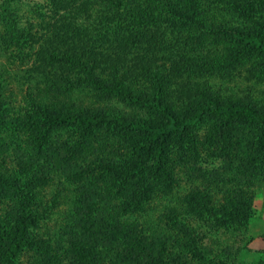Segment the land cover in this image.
<instances>
[{
    "label": "trees",
    "instance_id": "16d2710c",
    "mask_svg": "<svg viewBox=\"0 0 264 264\" xmlns=\"http://www.w3.org/2000/svg\"><path fill=\"white\" fill-rule=\"evenodd\" d=\"M241 72L264 76V0H0V264H24L30 252L29 264H57L62 242L47 224L67 183L71 210L92 194L89 213L106 216L116 240L88 243L67 214L58 228L76 264L213 263L204 234L245 224L251 201L190 191L180 202L174 159L205 151L221 164L216 149L227 155L245 124L258 153L227 165L264 169V107L241 98L245 83L232 77ZM191 83L205 86L186 104ZM78 92L103 103L84 106ZM113 197L124 215L116 224L104 206Z\"/></svg>",
    "mask_w": 264,
    "mask_h": 264
},
{
    "label": "rangeland",
    "instance_id": "374dc122",
    "mask_svg": "<svg viewBox=\"0 0 264 264\" xmlns=\"http://www.w3.org/2000/svg\"><path fill=\"white\" fill-rule=\"evenodd\" d=\"M259 21L263 22V19ZM243 75H245V72H241L240 75H236L235 73L232 74V77H236V79L237 77H240L242 83H245V85H241L242 87L240 86L242 89H244L243 87L247 88V90L244 89L243 92L240 91L242 92L240 93V95L242 96L241 98H243V100L246 102H251L253 104L259 105L260 107H264V76L262 81L260 82H256L254 81V79H251V81L248 82ZM228 78L230 80V77ZM193 83L190 84V89L191 92L193 91V95L192 97L185 98L186 104L197 103L199 101L197 93H200L199 91L202 90L205 86H203V83H199L197 86ZM78 93H82L83 95L81 97L83 100L81 104H83L84 106L87 105L89 108H94L96 104L103 103L101 102V100H95L94 97L86 96L87 94L85 95V93L83 92ZM181 100L184 99H179L176 102V107H180L182 106V104H184ZM207 128V124L201 125L199 129L201 135L208 130ZM256 133L257 132L255 129H252L245 124H238L237 126H235L234 138H232V146L228 148V154L223 155V152L218 148L215 151L216 160H218L219 157L224 160V162L221 164H219L218 162L213 163L211 161L212 159L209 157H200L199 154L204 155L205 151L194 155L190 153L188 154L189 156L180 159L178 155L175 154L176 158L174 160L176 162V165L174 166L176 168L174 170V177L176 178V186H174V191L172 190V192H174V197L181 199L179 200L180 202L182 201L184 194H187L190 191H200L203 194H207L208 196L212 197L214 202H216L215 204L223 203L226 196L229 195V197H233L235 192L244 194L245 197L250 199L252 204L251 217L245 224L240 226H236L235 224L232 229H222L217 234L208 232L204 234V238L202 240L205 244L209 245L208 249L212 252L210 257H213V253L216 255L215 258H213V263L211 264H215V262H218L217 264H264V173H262L264 172V169L260 171L256 170L255 172L250 171V173L247 174L246 172H237L235 167L234 171L232 168H229L230 166L227 165L229 162H231L232 166V162L240 159L244 160L247 157L249 158L251 156H255L256 153H258L256 152L252 143V140H254ZM258 155L264 158V152L261 151ZM204 157H206V155ZM9 163L12 164L10 161L7 164L9 165ZM235 174L238 176V179L236 180L234 176ZM102 181L103 182L98 180L97 182L99 183L95 184V188L99 192H101V188L103 186H108V184L111 183V180L109 178H107V180H105L104 178ZM71 188V184L67 183L65 185V201L60 206V209L56 211V213L58 212L59 214H55L53 216V219L49 220L47 224L49 233L53 235L55 240H59L63 243H60L61 245H58L55 248L57 257H59L57 264H76L75 257H72L71 254L68 253L69 251H65L70 247V244H64V240L70 237H68L67 234H61V231H59L58 228L64 217L66 222V218L68 217L67 214L69 213L70 216L68 218L72 219L69 224H73V226L76 227V234L82 236V238L88 243L96 241L100 244L105 243L104 245L110 247L113 246L116 241L111 236V232L107 230V224L102 223V219L104 217L106 218V216L100 217L102 215H100L101 212L99 210H91L92 213H89L88 204L90 203L88 199L92 200L94 198L92 194L90 197L88 193L87 197L89 198L87 199V201H81L79 205L76 204L71 210L72 206L68 201L72 197H74L75 194H77L76 190L70 191L69 189ZM77 190L80 191V195H85V193L87 192H85V190L81 188V185L77 187ZM92 192L93 190H91V193ZM119 201V198L115 199L113 197L110 200L109 204H104L105 208H110L114 219L112 220V223L114 222L115 224L116 220L124 217V215H120L119 211L117 210ZM174 201H172V204H179L178 202ZM154 203L155 202H153V206ZM161 206L162 205L160 203L157 208H161ZM75 210H77V213H74ZM160 213V211L155 210L152 221H157L159 226H161L160 228L163 229V232L165 221H162L160 219ZM91 214H94L93 217L91 216ZM185 214L186 213H184L183 215ZM192 224H194V222H192ZM46 230L48 229L42 227L37 231L40 234V232L43 233ZM56 230H58L59 232L56 233ZM197 231L199 235L202 233V230L197 229ZM55 234H57L58 237L55 236ZM153 235L161 236L158 231L153 233ZM60 236H62L61 238L63 239L59 238ZM221 246L228 249V253L220 250ZM30 253L32 254V252ZM31 254L30 256H24L22 263H31V261L33 260ZM100 254H102L103 257L106 256L105 251L100 250ZM225 254H227L229 258L222 257V255L225 256Z\"/></svg>",
    "mask_w": 264,
    "mask_h": 264
}]
</instances>
